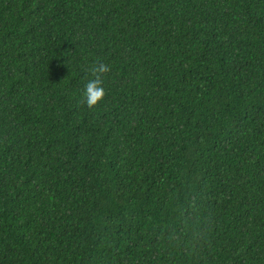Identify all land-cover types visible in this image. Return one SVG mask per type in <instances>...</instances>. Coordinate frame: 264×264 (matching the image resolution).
Segmentation results:
<instances>
[{
	"label": "trees",
	"instance_id": "obj_1",
	"mask_svg": "<svg viewBox=\"0 0 264 264\" xmlns=\"http://www.w3.org/2000/svg\"><path fill=\"white\" fill-rule=\"evenodd\" d=\"M0 264H264V0H0Z\"/></svg>",
	"mask_w": 264,
	"mask_h": 264
},
{
	"label": "clouds",
	"instance_id": "obj_2",
	"mask_svg": "<svg viewBox=\"0 0 264 264\" xmlns=\"http://www.w3.org/2000/svg\"><path fill=\"white\" fill-rule=\"evenodd\" d=\"M89 71L93 74V78L86 80L84 83L82 95L84 103L92 106L101 101L105 95L101 74L108 71V66L103 62L95 63L90 67Z\"/></svg>",
	"mask_w": 264,
	"mask_h": 264
}]
</instances>
